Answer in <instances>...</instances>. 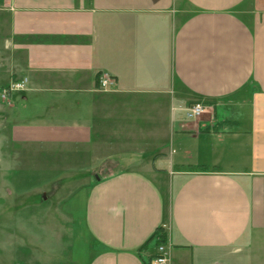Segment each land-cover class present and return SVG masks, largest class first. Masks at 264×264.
I'll return each instance as SVG.
<instances>
[{
	"label": "crops",
	"instance_id": "1",
	"mask_svg": "<svg viewBox=\"0 0 264 264\" xmlns=\"http://www.w3.org/2000/svg\"><path fill=\"white\" fill-rule=\"evenodd\" d=\"M0 63L15 143L142 159L86 188L84 264H152L158 228L170 264L264 249V0H0Z\"/></svg>",
	"mask_w": 264,
	"mask_h": 264
},
{
	"label": "rangeland",
	"instance_id": "2",
	"mask_svg": "<svg viewBox=\"0 0 264 264\" xmlns=\"http://www.w3.org/2000/svg\"><path fill=\"white\" fill-rule=\"evenodd\" d=\"M2 89L0 264H84L88 236L81 220L86 188L103 177L99 172L103 163L117 160L122 168L142 159L86 154L65 147L36 151L34 146L18 145L16 139L25 132L11 119V96L3 100ZM262 247V242H254L252 264L264 261Z\"/></svg>",
	"mask_w": 264,
	"mask_h": 264
},
{
	"label": "built area",
	"instance_id": "3",
	"mask_svg": "<svg viewBox=\"0 0 264 264\" xmlns=\"http://www.w3.org/2000/svg\"><path fill=\"white\" fill-rule=\"evenodd\" d=\"M26 79H22L17 82L10 83L7 87L1 90V98L3 100H8V98L16 92H21L25 90ZM114 86V81L106 74H101L98 76L97 87L100 91H108ZM206 112V107L201 103L191 104L185 108V116L187 119L194 120L200 117ZM152 264H170V256L167 250L166 244H161L156 246V253L152 259Z\"/></svg>",
	"mask_w": 264,
	"mask_h": 264
},
{
	"label": "trees",
	"instance_id": "4",
	"mask_svg": "<svg viewBox=\"0 0 264 264\" xmlns=\"http://www.w3.org/2000/svg\"><path fill=\"white\" fill-rule=\"evenodd\" d=\"M7 86H3L5 88ZM1 88V89H2ZM166 243V234L163 228H158L155 233L150 237V239L146 242V246L149 244H154L155 246L165 244Z\"/></svg>",
	"mask_w": 264,
	"mask_h": 264
}]
</instances>
